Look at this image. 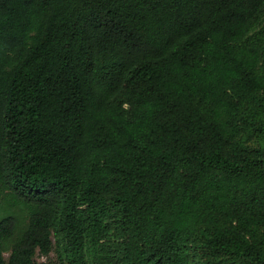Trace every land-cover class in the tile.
Masks as SVG:
<instances>
[{
    "label": "trees",
    "instance_id": "trees-1",
    "mask_svg": "<svg viewBox=\"0 0 264 264\" xmlns=\"http://www.w3.org/2000/svg\"><path fill=\"white\" fill-rule=\"evenodd\" d=\"M263 10L0 0V264H264Z\"/></svg>",
    "mask_w": 264,
    "mask_h": 264
},
{
    "label": "rangeland",
    "instance_id": "rangeland-1",
    "mask_svg": "<svg viewBox=\"0 0 264 264\" xmlns=\"http://www.w3.org/2000/svg\"><path fill=\"white\" fill-rule=\"evenodd\" d=\"M263 27H264V10L254 20L251 33H254L258 29L263 28ZM249 107H252V109H248V107H246L244 110L250 116V118L253 120L261 121L264 124V110H263V108L258 106L254 100L250 101ZM261 143H262L261 136H256L249 143V146L257 147V146L261 145ZM36 259L40 263L44 262L45 264H58L54 252H51L47 257L37 255Z\"/></svg>",
    "mask_w": 264,
    "mask_h": 264
}]
</instances>
